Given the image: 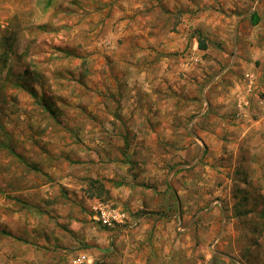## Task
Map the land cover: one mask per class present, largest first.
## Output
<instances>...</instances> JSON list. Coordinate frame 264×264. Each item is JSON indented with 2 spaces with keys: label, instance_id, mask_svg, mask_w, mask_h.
<instances>
[{
  "label": "rangeland",
  "instance_id": "374dc122",
  "mask_svg": "<svg viewBox=\"0 0 264 264\" xmlns=\"http://www.w3.org/2000/svg\"><path fill=\"white\" fill-rule=\"evenodd\" d=\"M0 264H264V0H0Z\"/></svg>",
  "mask_w": 264,
  "mask_h": 264
},
{
  "label": "built area",
  "instance_id": "2783aa9c",
  "mask_svg": "<svg viewBox=\"0 0 264 264\" xmlns=\"http://www.w3.org/2000/svg\"><path fill=\"white\" fill-rule=\"evenodd\" d=\"M98 207L100 208L102 220L108 225H112L116 221H122L125 217V214L119 212L118 210L110 208L106 209L107 207L103 204H100Z\"/></svg>",
  "mask_w": 264,
  "mask_h": 264
},
{
  "label": "crops",
  "instance_id": "0c3cea01",
  "mask_svg": "<svg viewBox=\"0 0 264 264\" xmlns=\"http://www.w3.org/2000/svg\"><path fill=\"white\" fill-rule=\"evenodd\" d=\"M81 259V258H80Z\"/></svg>",
  "mask_w": 264,
  "mask_h": 264
}]
</instances>
